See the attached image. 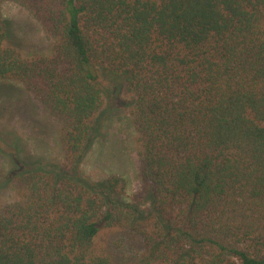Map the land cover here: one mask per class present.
Returning <instances> with one entry per match:
<instances>
[{"label":"trees","instance_id":"16d2710c","mask_svg":"<svg viewBox=\"0 0 264 264\" xmlns=\"http://www.w3.org/2000/svg\"><path fill=\"white\" fill-rule=\"evenodd\" d=\"M6 1L56 38L52 55L10 44ZM0 79L62 122L65 150L47 161L0 138V187L20 196L0 213V264H115L117 231L146 247L133 264H264V0H0ZM116 89L140 145L132 202L83 169Z\"/></svg>","mask_w":264,"mask_h":264},{"label":"rangeland","instance_id":"374dc122","mask_svg":"<svg viewBox=\"0 0 264 264\" xmlns=\"http://www.w3.org/2000/svg\"><path fill=\"white\" fill-rule=\"evenodd\" d=\"M2 11L12 24L10 44L17 46L26 57L54 53L56 38L24 6L6 1ZM111 102L112 112L104 122L101 137L83 162V169L94 180L120 178L121 198L132 202L144 184L140 174V145L130 117L131 98L123 89H116ZM62 128V122L51 117L21 82L0 79L1 140L13 142L18 136L25 148L24 155L62 163L65 158ZM5 147L0 144V184L13 177L12 161L2 150ZM19 198L14 180L1 186L0 213ZM105 242L115 264H133L146 250L142 240L130 231L109 233Z\"/></svg>","mask_w":264,"mask_h":264}]
</instances>
